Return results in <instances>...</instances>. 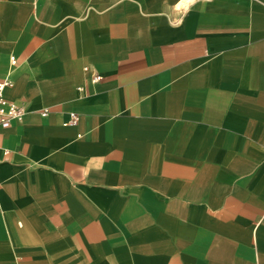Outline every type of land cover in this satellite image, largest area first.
<instances>
[{"label": "crops", "instance_id": "crops-1", "mask_svg": "<svg viewBox=\"0 0 264 264\" xmlns=\"http://www.w3.org/2000/svg\"><path fill=\"white\" fill-rule=\"evenodd\" d=\"M2 78L0 264H264V0H0Z\"/></svg>", "mask_w": 264, "mask_h": 264}, {"label": "built area", "instance_id": "built-area-1", "mask_svg": "<svg viewBox=\"0 0 264 264\" xmlns=\"http://www.w3.org/2000/svg\"><path fill=\"white\" fill-rule=\"evenodd\" d=\"M101 79V75L95 74L92 78V81L98 82ZM12 85L13 81L10 78L0 79V146L2 130L10 126L13 120H21L26 114V110L22 105L8 100L5 96L6 89L10 88ZM48 113V109L42 110V115H47ZM78 120V114L71 113L70 120L67 123L70 125H76L78 123ZM5 154H8V151H5Z\"/></svg>", "mask_w": 264, "mask_h": 264}, {"label": "rangeland", "instance_id": "rangeland-1", "mask_svg": "<svg viewBox=\"0 0 264 264\" xmlns=\"http://www.w3.org/2000/svg\"><path fill=\"white\" fill-rule=\"evenodd\" d=\"M151 17V16H150ZM162 18H166L164 16ZM148 27L144 28H133V40L135 43H151L157 41L168 40L174 37L177 33V24L178 22H171L167 20V23L161 25L160 21L148 22Z\"/></svg>", "mask_w": 264, "mask_h": 264}]
</instances>
